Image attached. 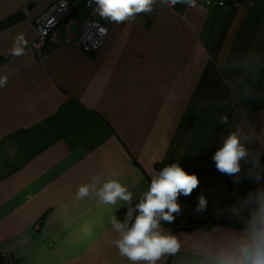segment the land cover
I'll return each instance as SVG.
<instances>
[{"label": "crops", "instance_id": "obj_1", "mask_svg": "<svg viewBox=\"0 0 264 264\" xmlns=\"http://www.w3.org/2000/svg\"><path fill=\"white\" fill-rule=\"evenodd\" d=\"M57 1L0 0V248L18 264H129L108 222L124 208L78 200V186L117 168L135 203L158 164L217 148L237 125L261 149L264 104L241 109L219 72L225 55L264 52V1L160 6L109 23L95 54L67 42L78 8L38 56L35 20Z\"/></svg>", "mask_w": 264, "mask_h": 264}, {"label": "clouds", "instance_id": "obj_2", "mask_svg": "<svg viewBox=\"0 0 264 264\" xmlns=\"http://www.w3.org/2000/svg\"><path fill=\"white\" fill-rule=\"evenodd\" d=\"M157 4L197 6L196 0H88L94 15L115 24H131L139 15L153 12ZM21 53L22 49H15V54ZM222 63L227 72H219L221 81L234 104L241 109L264 104V87H260L264 52L250 48L223 56ZM6 82L0 78V87ZM228 122L227 116L221 117V123ZM255 140L244 125H237L213 154L216 171L231 178L236 193L220 223L181 234L165 227L184 213L180 197L190 196L201 183L196 173L178 162L154 172L135 203L117 168L79 185L76 198H94L118 211L126 209L123 218L113 214L108 222L115 234L113 243L129 264H169V260L171 264H264V152L250 150ZM245 184L251 187L241 191ZM208 209L209 199L201 192L192 214L201 217Z\"/></svg>", "mask_w": 264, "mask_h": 264}, {"label": "trees", "instance_id": "obj_3", "mask_svg": "<svg viewBox=\"0 0 264 264\" xmlns=\"http://www.w3.org/2000/svg\"><path fill=\"white\" fill-rule=\"evenodd\" d=\"M216 149L215 144H212L194 156L173 159L167 163L158 164L156 166L157 171H159V169L170 163L178 162L187 172L196 173L201 182L200 187L190 196L180 197L179 203L184 208V213L176 218L175 223L165 225L169 226L172 231L191 232L202 227H207L210 224L223 221V213L232 203L236 193L232 191L233 185L231 178L221 175L215 169L212 157ZM250 150L254 152H264V146L261 149H257L255 143H253L250 145ZM247 187H251V185H243L241 191ZM201 192H204L209 199V209L204 216L194 217L192 213ZM125 211V208L119 211L118 217L123 218Z\"/></svg>", "mask_w": 264, "mask_h": 264}, {"label": "built area", "instance_id": "obj_4", "mask_svg": "<svg viewBox=\"0 0 264 264\" xmlns=\"http://www.w3.org/2000/svg\"><path fill=\"white\" fill-rule=\"evenodd\" d=\"M260 1L264 0H196V3L201 2L209 7L224 8L227 6L238 7L240 5L251 6ZM160 6L164 5L157 4L154 6L153 12L141 15L153 17ZM78 8L84 9L87 17L80 23L78 34L68 39L67 42L72 43L86 53L95 54L101 49L107 36L110 22L99 15L93 14L92 8L88 6V0H59L35 20L36 38L31 45L38 56L42 55L52 31ZM0 264H18V262L12 255L0 248Z\"/></svg>", "mask_w": 264, "mask_h": 264}]
</instances>
